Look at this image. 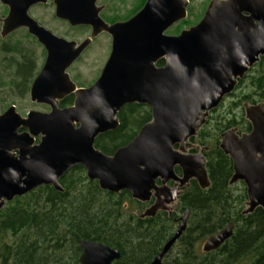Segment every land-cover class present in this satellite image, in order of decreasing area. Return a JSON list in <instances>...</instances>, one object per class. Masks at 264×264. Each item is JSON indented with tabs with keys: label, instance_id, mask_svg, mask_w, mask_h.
Segmentation results:
<instances>
[{
	"label": "water",
	"instance_id": "95a60500",
	"mask_svg": "<svg viewBox=\"0 0 264 264\" xmlns=\"http://www.w3.org/2000/svg\"><path fill=\"white\" fill-rule=\"evenodd\" d=\"M53 2L55 17L70 26H89L90 37L108 34L110 51L97 79L86 88L76 87L66 70L90 39L76 44L56 38L26 15L21 21L7 3L0 35L25 26L45 50L28 99L48 111L30 110L21 116L11 105L0 113V209L40 186L61 192L58 180L76 165L102 191H127L141 203L153 199L140 217L153 216L176 201L189 180L207 188L202 151L186 154L191 146L187 140L196 136L208 112L230 93L235 79L264 56V0H210L200 20L176 35L166 31L186 18L188 0H145L127 20L111 25L98 17L94 0ZM157 60L162 65L155 67ZM68 95L71 105L60 108L59 101ZM133 103L149 108L150 121L111 155L96 149L95 138L115 129L117 112ZM243 115L249 132L223 131L218 148L231 162L228 184L244 185L242 214H249L264 209V105L245 104ZM169 181L175 182L171 188ZM187 216L186 210L149 264H161L183 232ZM231 230L229 224L207 237L202 252L216 250ZM79 249V264H111L119 259L116 249L99 242L80 241Z\"/></svg>",
	"mask_w": 264,
	"mask_h": 264
},
{
	"label": "trees",
	"instance_id": "16d2710c",
	"mask_svg": "<svg viewBox=\"0 0 264 264\" xmlns=\"http://www.w3.org/2000/svg\"><path fill=\"white\" fill-rule=\"evenodd\" d=\"M144 1L134 0L123 18L133 15ZM187 15L166 34L176 35L184 27L194 25L189 12ZM30 49L23 38L0 42L1 109L10 105L21 109L19 103L27 97L37 72ZM161 65L159 61L158 66ZM71 102L72 97L67 96L59 107ZM258 102L264 104V56L248 69L232 95L209 114L197 133L195 142L206 148L203 156L209 186L201 189L191 181L181 191L173 216L180 219L187 210L185 228L173 252L161 264H264V209L242 214L246 201L244 185L228 184L231 162L218 148L219 134L235 126L232 118L240 121L236 124L238 131L248 128L242 103ZM116 118L118 126L98 135L93 143L106 155L132 140L150 120V112L144 105L128 104L118 111ZM58 184L61 192L40 186L0 209V264H79L80 241L99 242L116 249L119 259L111 264H149L172 236V218L163 213L140 218L145 203L131 199L127 191L100 190L95 181L87 180L80 165L69 169ZM229 224V238L216 250L198 254V246L207 237Z\"/></svg>",
	"mask_w": 264,
	"mask_h": 264
},
{
	"label": "flooded vegetation",
	"instance_id": "af4514ba",
	"mask_svg": "<svg viewBox=\"0 0 264 264\" xmlns=\"http://www.w3.org/2000/svg\"><path fill=\"white\" fill-rule=\"evenodd\" d=\"M30 1H33V2H30ZM210 1V0H209ZM208 1V2H209ZM30 2V3H29ZM131 2L132 0H94L93 2V5H94V8L97 10V15L98 17L107 25H111V24H114L116 22H123L125 20H127L129 17H131L132 15H130L129 17L127 18H121V19H118V17L116 16L115 14V8H116V4H124L127 5L128 7L131 5ZM145 2V1H144ZM7 3L9 4V6H11L12 8H15V10L17 11V14L19 15V18L21 21H23L22 17L23 15H26L30 20H32L36 26H38L39 28L43 29L44 31L50 33L52 36L56 37V38H60V39H64L66 41H73L75 42L76 44L82 42L83 40L89 38L90 41L87 45V47L82 51V53L79 55V57L73 62L75 63L76 61H78L81 57V55L83 53H85V51H87L93 43H95V41L101 37H103L104 39H107V43H108V53H107V56H106V59L108 57V54H109V51H110V37L108 36V34H106L105 32H100L98 33L95 37H90V34H91V28L89 26H83V25H77V26H70L65 20L63 19H59L57 17H55L54 15V9H55V4L53 2V0H5V2H1L0 1V33H1V30H2V21L6 18L7 14H8V11H9V6L7 5ZM208 4V3H207ZM207 6V5H206ZM141 8V7H140ZM139 8V9H140ZM138 9V10H139ZM137 10V11H138ZM136 11V12H137ZM187 11V10H186ZM24 12V14H23ZM135 12V13H136ZM202 16V15H201ZM201 18V17H200ZM200 18L198 19V21L200 20ZM197 21V22H198ZM196 22V23H197ZM195 23V24H196ZM67 29H68V32H67ZM71 33L74 35H79V34H82V35H85L81 40L80 39H77L75 38L73 35H71ZM20 38H23L30 46V54L35 58V62H36V66H37V61L40 60V63L38 64L37 66V72L39 71V69L41 68L43 62H44V58H45V50L43 48V46L37 41V39L35 38V36H33L32 34H30L27 30V28L25 26H18L16 27L15 29H13L11 32H9L8 34H6L4 37H2L0 35V42L3 41V40H7V39H11L12 42H16L18 39ZM13 44V43H11ZM260 58V57H259ZM105 59V61H106ZM259 60V59H258ZM104 61V63H105ZM73 63L69 66V68L66 70V72L68 73L69 69L71 68V66L73 65ZM103 63V65H104ZM257 63V62H256ZM102 65V67H103ZM155 67H158V60L155 61ZM101 67V69H102ZM251 68V67H250ZM100 69V71H101ZM249 69V68H248ZM247 69V71H248ZM99 71V73H100ZM246 71V72H247ZM36 72V74H37ZM245 72V73H246ZM244 73V74H245ZM35 74V75H36ZM69 75V73H68ZM99 76V74H98ZM97 76V77H98ZM244 76V75H243ZM242 76V77H243ZM35 77V76H34ZM33 77V78H34ZM241 78H236L235 79V85L233 87V89L230 91L229 94H227L226 96H224L222 98V100L219 102V104L221 102H223L227 97H229L230 95H232L237 83L239 80L242 79ZM70 80L75 84L76 87H80V88H86L88 86H90L96 79H94L90 84L86 85L85 87L83 86H79L74 80L72 79V77H70ZM33 80V79H32ZM31 80V82H32ZM30 82V84H31ZM30 86V85H29ZM29 90V89H28ZM68 96H71V95H68ZM27 97H28V94H27ZM67 97V96H66ZM65 97V98H66ZM72 97V96H71ZM29 100V99H28ZM62 101V100H61ZM30 102V101H29ZM60 102V101H59ZM31 103V102H30ZM72 103V102H71ZM258 103H261V102H258ZM33 104V103H32ZM135 104V103H133ZM218 104V105H219ZM243 105H245L244 103H242ZM241 104V105H242ZM257 104V103H255ZM263 104V103H262ZM71 105V104H70ZM68 105V106H70ZM137 105H141V104H137ZM218 105L214 108L216 109L218 107ZM243 105H242V108H243ZM264 105V104H263ZM11 106V105H10ZM15 107V110H16V106L13 105ZM58 106H59V103H58ZM145 106V105H144ZM9 107V106H8ZM7 107V108H8ZM66 107V106H65ZM124 107V106H123ZM7 108L5 109H1L0 108V113H2L3 111H5ZM45 109H47L48 111V108L45 106L44 107ZM148 108V107H147ZM149 109V108H148ZM210 110L208 112V115L207 117L205 118V121L207 120V118L209 117V114L214 110ZM30 111V110H29ZM36 111V110H35ZM47 111H39V112H47ZM17 112V110H16ZM28 112V111H27ZM150 112V111H149ZM18 113V112H17ZM118 113V112H117ZM19 114V113H18ZM21 116H24V114H20ZM244 118V117H243ZM150 121V120H149ZM148 121V122H149ZM205 121L204 123L202 124V126L205 124ZM246 121V120H245ZM239 120L236 122V120H234L232 118V123L235 124V126H232V127H229L228 129H234L236 134L240 135L242 133H248L249 130H250V124L248 123V128L245 130V131H238L237 129V126L236 124L239 125ZM147 123V122H146ZM144 125V124H143ZM142 125V126H143ZM201 126V127H202ZM201 127L198 129V131L201 129ZM226 129V130H228ZM197 131V133H198ZM225 131V130H224ZM197 136V134H196ZM196 136L195 137H192V138H189L187 140V143H189L191 146L188 147L186 149V154H197L199 152V150L202 151V155L205 151V147L204 146H199L195 140H196ZM133 139V138H132ZM131 141V140H130ZM34 142L37 143L38 142V138L34 139ZM127 144V143H126ZM124 146V145H123ZM121 147V146H120ZM204 158V156H203ZM205 160V159H204ZM83 169V168H82ZM174 173L180 177V173H179V170L178 168H174ZM88 180V179H87ZM191 181H194V180H189L185 185H183L180 190L179 188H177L179 191H180V194H181V191L184 189V188H187L190 184ZM195 182V181H194ZM196 183V182H195ZM173 184H175V182L173 181H169L167 183V186L168 187H172ZM197 184V183H196ZM198 186V185H197ZM180 194L178 195V197L176 198V201H174L173 203H170V204H166L165 205V209L164 210H158L155 214L157 213H163L164 215H166L167 218H172V220L174 221L175 223V227H174V230L172 232V235L175 233V231L177 230L178 228V224H179V217L175 218V216H173V214L175 213V207H176V203L179 199V196ZM12 201V200H11ZM153 202V199H151L149 202L145 203L146 206L144 207L142 213L144 212L145 209H147ZM8 203V202H6ZM5 205V204H4ZM142 213L140 214V216L142 215ZM154 214V215H155ZM153 215V216H154ZM153 216H145V217H140V218H146V217H153ZM181 218V217H180ZM180 220V219H179ZM184 231V230H183ZM181 235V234H180ZM172 237V236H171ZM169 237L165 243L171 238ZM179 238V237H178ZM177 238V239H178ZM177 241V240H176ZM176 241L171 245V247L168 249V251L164 254V256L162 257L161 259V263H162V260L168 255H171V253L173 252L172 251V248L173 246L175 245ZM164 243V244H165ZM163 244V245H164ZM162 245V246H163ZM161 246V248H162ZM161 250V249H160ZM168 258V257H167Z\"/></svg>",
	"mask_w": 264,
	"mask_h": 264
},
{
	"label": "rangeland",
	"instance_id": "374dc122",
	"mask_svg": "<svg viewBox=\"0 0 264 264\" xmlns=\"http://www.w3.org/2000/svg\"><path fill=\"white\" fill-rule=\"evenodd\" d=\"M133 1L134 0H132V2ZM208 1L209 0H190V2H188L189 11L187 12L190 13L189 20L196 23L199 19V16L201 17V15L203 14ZM132 6L133 5H130L128 7L127 5H125V3L116 4L115 14L118 17V19H121L127 16V12H129ZM186 28L187 27H184L183 29H186ZM67 32H68V29H67ZM71 35L73 34L71 33ZM73 36L81 40L85 35H82V34L75 35L74 34ZM107 41L108 40L104 39L103 37L97 39L95 43H93L92 46L87 51H85V53L81 55L80 59L76 61L75 63H73L68 73H69V76L72 77V79L75 78L74 81L76 83L85 87L86 85L90 84L94 79L97 78L99 71L108 53ZM39 63H40V60L37 61V66ZM19 104H20L21 109H18L17 108L18 105H16V110L19 114H24L29 110L47 111V109L44 108L45 107L44 105H36V104L30 103L28 100V97H26ZM202 244L203 242L198 246V251H197L198 254L202 252L201 250Z\"/></svg>",
	"mask_w": 264,
	"mask_h": 264
}]
</instances>
